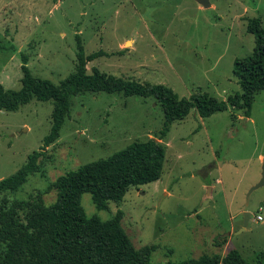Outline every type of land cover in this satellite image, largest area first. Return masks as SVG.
<instances>
[{
	"label": "rangeland",
	"instance_id": "1",
	"mask_svg": "<svg viewBox=\"0 0 264 264\" xmlns=\"http://www.w3.org/2000/svg\"><path fill=\"white\" fill-rule=\"evenodd\" d=\"M0 0V82L20 88L23 55L33 74L59 83L74 71L79 41L87 62L102 71L164 83L181 97L197 91L226 99L240 91L233 74L236 58L255 47L248 19L260 17L264 0ZM53 101L32 99L18 110H0V179L21 168L40 149L52 124ZM161 104L154 97L85 91L72 97L60 137L30 174L7 197L55 202L49 184L88 162L107 158L134 141L155 138L165 146L160 179L131 187L123 201L99 210L92 195H82L88 215L111 218L124 211L122 226L136 248L155 245L152 264L224 256L237 249L264 264V90L246 116L228 107L209 117L192 111L170 125L165 137ZM251 211L248 225L244 212Z\"/></svg>",
	"mask_w": 264,
	"mask_h": 264
},
{
	"label": "trees",
	"instance_id": "2",
	"mask_svg": "<svg viewBox=\"0 0 264 264\" xmlns=\"http://www.w3.org/2000/svg\"><path fill=\"white\" fill-rule=\"evenodd\" d=\"M247 29L254 34L255 47L246 57L236 58L233 74L241 90L231 92L226 99L197 91L181 97L164 83H144L102 71L87 62L103 54H87L78 43L75 69L59 83L32 73L23 55L21 87L6 88L0 82V110H18L32 99L52 100V124L40 149L29 154L25 164L13 174L0 179V193L18 191L30 174L41 171L39 159L45 149L61 135V129L72 109V97L85 91L119 92L126 96L154 97L164 111L160 138L170 125L186 118L192 111L202 117L228 107L241 109L251 116L258 92L264 90V26L260 17L248 19ZM166 150L155 138L134 141L107 158L94 160L60 175L49 184L57 191L55 202L46 204L41 196L30 200L7 197L0 201V264H152L155 245L136 248L122 226L124 211L118 209L109 219L98 214L88 215L82 205V195L89 192L99 210L109 203L123 201L131 187L161 178ZM264 255V253H263ZM162 264H255L247 261L237 249L224 256L202 254Z\"/></svg>",
	"mask_w": 264,
	"mask_h": 264
},
{
	"label": "water",
	"instance_id": "3",
	"mask_svg": "<svg viewBox=\"0 0 264 264\" xmlns=\"http://www.w3.org/2000/svg\"><path fill=\"white\" fill-rule=\"evenodd\" d=\"M199 2L205 6V7H209L211 5V3L209 2V0H199ZM264 160V159H263ZM261 186H264V161H263V165H262V173H261V178L260 180L255 183L249 190V193H248V197L250 196V194L252 193L253 190L261 187ZM251 211H245L244 212V225H243V228L242 229H245V227L248 225V222L251 218Z\"/></svg>",
	"mask_w": 264,
	"mask_h": 264
},
{
	"label": "built area",
	"instance_id": "4",
	"mask_svg": "<svg viewBox=\"0 0 264 264\" xmlns=\"http://www.w3.org/2000/svg\"><path fill=\"white\" fill-rule=\"evenodd\" d=\"M257 219H258V220H264V217H263L262 214H258V215H257Z\"/></svg>",
	"mask_w": 264,
	"mask_h": 264
},
{
	"label": "crops",
	"instance_id": "5",
	"mask_svg": "<svg viewBox=\"0 0 264 264\" xmlns=\"http://www.w3.org/2000/svg\"><path fill=\"white\" fill-rule=\"evenodd\" d=\"M261 158H263V159H264L263 155H261Z\"/></svg>",
	"mask_w": 264,
	"mask_h": 264
}]
</instances>
